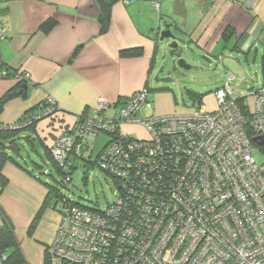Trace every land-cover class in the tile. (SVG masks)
<instances>
[{"label":"built area","instance_id":"2783aa9c","mask_svg":"<svg viewBox=\"0 0 264 264\" xmlns=\"http://www.w3.org/2000/svg\"><path fill=\"white\" fill-rule=\"evenodd\" d=\"M245 80L228 74L212 92V110L200 103L142 118V88L116 102L99 96L92 114L52 125L49 151L62 165L81 158L89 140L91 158L93 139L109 137L95 165L118 185L104 208L62 206L45 264H264V84L244 94L232 83ZM47 103L38 118L56 121ZM6 259L0 250V264Z\"/></svg>","mask_w":264,"mask_h":264},{"label":"crops","instance_id":"0c3cea01","mask_svg":"<svg viewBox=\"0 0 264 264\" xmlns=\"http://www.w3.org/2000/svg\"><path fill=\"white\" fill-rule=\"evenodd\" d=\"M98 12L96 0H0V97L10 89L17 93L5 103L0 123H15L35 105L53 101L56 121L43 118L36 124L37 135L49 148L55 138L51 126L92 114L99 96L116 102L146 88L149 113L139 110L140 117L191 112L179 107L174 92L162 84L173 82L162 64L169 43L159 41L165 24L185 32L208 61L226 59L227 70L214 89L228 74L244 75L256 88L264 84V0H118L104 33ZM49 18L56 23L45 32L41 25ZM127 49L140 53L122 56ZM22 83L28 84L25 92L20 91ZM232 84L238 89L240 83ZM123 127L143 134L139 126ZM2 172L8 183L0 208L15 230L27 206L19 201L7 206L5 194L13 178L29 176L12 162Z\"/></svg>","mask_w":264,"mask_h":264},{"label":"rangeland","instance_id":"374dc122","mask_svg":"<svg viewBox=\"0 0 264 264\" xmlns=\"http://www.w3.org/2000/svg\"><path fill=\"white\" fill-rule=\"evenodd\" d=\"M170 30L175 36L178 47L175 48V52H172L170 43L173 40L171 38L163 40L169 41L166 46L165 59L162 63L165 67L164 74L168 72L173 80L170 83H162L163 86L171 88L176 96V103L185 111L193 110L199 105L192 96L193 92L203 94V103L208 109H214L215 100L211 95V91L221 83V79L227 70L226 59L222 60V56H216L208 61L204 58L202 50L190 45L185 32L181 31L179 27L175 28L173 26L170 27ZM164 45L166 44L164 43ZM177 54L181 55V59L185 61L189 68L178 66ZM170 56L174 60H171ZM152 88H156V86H152ZM255 88L256 84L251 80L240 83L238 89L236 87L237 91L243 90L244 94L251 93ZM251 103L252 99L246 96L243 104L248 107L251 106ZM145 106L147 105L140 108L141 115L149 113V109ZM114 112H116V109L109 108L105 111V114L111 117ZM137 115L140 117L138 113ZM122 130L132 132L124 127H122ZM89 142L92 143V140H89ZM23 144L18 160L23 164H27L35 176L27 173L29 176L27 180L24 177L13 178L12 184L8 187L10 190L5 194V202L9 207L18 204V201L19 204L27 206L26 211L21 214L20 220L17 221L15 232L21 240L20 248L26 262L28 264H45L44 249L53 239L63 205L62 200L58 201V199L52 197L39 215V208L47 190V185L57 188L63 198L90 209H101L113 202L117 188L112 177L97 165L93 164L88 170L87 176H85L86 153H82V159H75L73 169L65 168V172L70 174L71 180L65 181L63 179L62 181V176L47 159L40 141L34 140L35 148L26 143ZM253 156L257 161L261 160L258 151H254ZM34 163L41 166L39 167ZM11 190L13 193H11ZM37 214L39 218L36 219L31 228V233H29L28 227Z\"/></svg>","mask_w":264,"mask_h":264},{"label":"trees","instance_id":"16d2710c","mask_svg":"<svg viewBox=\"0 0 264 264\" xmlns=\"http://www.w3.org/2000/svg\"><path fill=\"white\" fill-rule=\"evenodd\" d=\"M116 1L118 0H96L98 9H99L97 19L100 25V33H104L107 31L108 26H109V21H110L111 6ZM55 23H56L55 19L49 18L45 22H43V24L41 25V29H43V31L46 32L47 30L52 28L55 25ZM139 53L140 51L137 49H127V50L120 52L122 56L136 55ZM15 96H17V93L13 89H10L4 95L0 97V114L3 110L5 103ZM192 96L197 100L198 104L202 102L201 100L203 98V94L193 92ZM238 101L239 103H242V100H238ZM48 105L49 104L46 102H41L35 105L30 110H28L27 113L24 114L15 123L6 124V125H3L2 123H0V194L2 193L4 187L8 183L7 178L3 175V172H2L3 167L7 162H12L17 167L29 173V175L35 176L33 174L32 169L29 168L27 164H23L18 160V157L20 156L21 147L23 148V145H24L23 143L31 145L32 147L35 148L34 146L35 139L40 141V143L44 147L47 159L50 160V162L52 163V166L56 169L59 175L62 176V181L63 179L65 181L71 180L70 174L65 172V168L73 169L74 164H75V159L72 160V162H66L63 165L56 162L53 159L49 151V148L44 144L42 139H40V137L36 133V124L40 121V118H38V116ZM90 150H91V142L85 144V147L81 151L80 157L82 159L83 154L86 153L87 157L85 161L88 162V165L89 164L93 165L92 163H90L91 162L90 161ZM36 165H38L39 167L41 166L39 164H36ZM113 181L115 185H118L117 181H115L114 179ZM47 186L48 187H47L46 195L39 208V215L42 212L43 208L46 207V205L48 204L50 198L52 197L58 199V201L62 200L63 205H68V204L79 205L78 203H75L67 198H63L59 194L57 188H53L49 185ZM0 215L2 216V219H3V224L0 226V250L6 252L7 259L5 261V264H28L21 251L20 242L16 237L15 230L12 227L10 221L4 215L1 208H0ZM39 215L37 214L32 219L31 224L28 227L29 233H31V228L33 227V224L36 221V219L39 218ZM43 256H44V263H45L46 261L45 259L47 257V246L44 249Z\"/></svg>","mask_w":264,"mask_h":264},{"label":"water","instance_id":"95a60500","mask_svg":"<svg viewBox=\"0 0 264 264\" xmlns=\"http://www.w3.org/2000/svg\"><path fill=\"white\" fill-rule=\"evenodd\" d=\"M168 38H171L173 41L172 43H170V47H171V51L172 52H175V48L178 47V44L175 40V36H173V34L171 33V30H170V25L169 24H166L164 26V29L161 31L160 33V41L162 42L164 39H168ZM181 55L180 54H177L176 57H177V64L179 67H186V68H189L186 64H185V61L183 59H181L180 57ZM27 86L28 84L26 83H22L21 84V89L20 91H23L25 92L26 89H27ZM109 137L105 136V135H99V136H96L94 139H93V146H92V154H91V158H90V161L91 162H94L98 156V154L101 152V150L105 147V145L107 144V142L109 141ZM91 166H87L85 168V176H87V173H88V170L90 169Z\"/></svg>","mask_w":264,"mask_h":264},{"label":"flooded vegetation","instance_id":"af4514ba","mask_svg":"<svg viewBox=\"0 0 264 264\" xmlns=\"http://www.w3.org/2000/svg\"><path fill=\"white\" fill-rule=\"evenodd\" d=\"M85 163H86V162H85ZM90 163H92V164L95 165V161H94V162H90ZM86 166H92V165H91V164L88 165V164L86 163Z\"/></svg>","mask_w":264,"mask_h":264}]
</instances>
